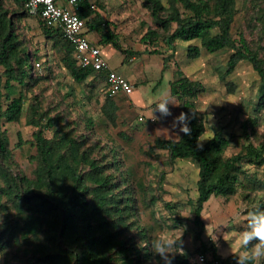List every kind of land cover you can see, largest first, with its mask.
I'll list each match as a JSON object with an SVG mask.
<instances>
[{"label":"rangeland","instance_id":"1","mask_svg":"<svg viewBox=\"0 0 264 264\" xmlns=\"http://www.w3.org/2000/svg\"><path fill=\"white\" fill-rule=\"evenodd\" d=\"M3 1L14 16L23 46L36 59V81L24 90V114L20 122L5 123L3 128L14 155L10 171L14 175L34 177L36 164L31 157L36 150L30 142L37 129L31 124L30 107L35 106L39 114L63 118L66 129L84 136L100 160L111 167L113 161L117 163L110 171L120 179L121 189L130 187L136 191L137 216L131 230L124 229L123 233L134 238L137 247L146 246L139 228H144L151 239L162 232L175 235L183 230L184 256L191 264H195L203 248H215L222 259H231L230 264H236V257L230 251V245L234 246L233 234L243 230L247 211L264 210V164L245 162L237 195L230 199L212 197L204 205L205 230L199 236L194 225L198 165L191 160L173 161L167 152L156 149L154 143L157 138L178 140L184 133L181 131L184 122L176 119L182 113L180 103L172 96L171 89L177 79L176 72L181 69L185 76L202 83L206 89L197 100L206 126L200 145L219 132L230 140L226 157L245 154L250 144L264 145V107L259 106L262 84L253 65L243 61L233 73L227 74L231 49L210 54L200 41L180 40L171 48L165 42L168 33L156 25L148 0H90L94 10L110 23L123 49L105 45L103 55L134 89L133 94H119L114 99L118 111L112 121L103 111L108 96L106 78L93 75L84 83L76 82L62 61L64 51L46 37L39 17H21L22 11L12 0ZM163 4L168 6L167 0ZM236 8L234 37L239 39L243 35L250 48L264 59V0H238ZM149 30L157 36L148 39ZM91 37L98 39L95 35ZM190 46L201 48L200 58H189ZM160 51L165 54L157 53ZM127 72L131 78L125 76ZM41 77L44 79L38 80ZM165 100L170 102L169 115L156 108ZM152 118L156 122H149ZM19 135L22 146L18 145ZM47 136H51L50 132ZM121 178L129 180L126 185H122ZM168 204L173 210L167 208ZM30 223L27 211L19 212L7 200L0 199V264H31L36 259L34 248L47 238L40 231L37 239L29 234ZM225 233L228 235L224 237ZM145 264H164V261L155 254Z\"/></svg>","mask_w":264,"mask_h":264},{"label":"trees","instance_id":"2","mask_svg":"<svg viewBox=\"0 0 264 264\" xmlns=\"http://www.w3.org/2000/svg\"><path fill=\"white\" fill-rule=\"evenodd\" d=\"M26 1L12 0L22 11L21 17L30 16L25 8ZM167 2L168 6L163 4V0L147 2L156 25L168 33L165 42L174 48L179 40L189 43L200 41L201 47L210 54L233 50L227 74L233 73L243 61L251 63L260 76L259 106L264 107V59L250 48L243 35L239 39L233 35L238 0ZM92 6L90 0H83L79 9L75 10L87 20V33L98 37L101 47L111 44L123 50L110 23ZM39 20L46 37L54 40L55 46L64 51L62 61L76 82L84 83L93 75L106 78L104 71L95 72L92 68L80 66L74 59V46L64 38L63 32L46 26L40 17ZM156 36L155 31H148V39ZM157 53L165 54L162 51ZM188 56L200 58L201 48L190 46ZM34 60L20 40L13 14L0 0V199L7 200L19 212L25 210L29 213V234L36 239L39 231L46 235V242L39 241L34 248L36 259L31 264L149 263L155 254L147 231L138 229L146 244L142 248L135 245L134 238L123 233L124 229L127 232L131 230L133 219L137 216L135 189L126 187L122 190L120 179L110 171L117 163L113 161L111 167V164L100 160L84 136L66 129L63 118L39 114L38 109L31 106V124L37 129L30 142L36 150L31 157L36 164L34 177L14 175L10 171L14 155L3 128L5 123L20 122L24 114V90L35 80ZM176 75L177 79L171 87L172 96L177 98L181 112L186 114L184 123H187L189 133L184 132L178 140L157 138L154 147L167 152L173 161L191 160L198 165L194 225L201 236L205 230L202 218L204 205L212 197L230 199L237 195L240 177L245 173V162L264 164V145L256 147L250 144L245 154L226 157L230 140L222 132L200 145L206 126L205 115L198 110L197 100L206 89L202 83L185 76L181 69ZM116 97L108 95L103 107L104 114L112 121L118 111L114 102ZM47 132L51 136L48 137ZM18 145L22 146L20 135ZM128 181L121 178L123 186ZM167 208L173 210L174 207L168 204ZM200 253L211 254L221 264L231 263V259H222L215 248H203ZM172 264L191 263L187 257L179 255L172 259Z\"/></svg>","mask_w":264,"mask_h":264},{"label":"built area","instance_id":"3","mask_svg":"<svg viewBox=\"0 0 264 264\" xmlns=\"http://www.w3.org/2000/svg\"><path fill=\"white\" fill-rule=\"evenodd\" d=\"M82 1L27 0L25 8L30 15L39 16L46 26L58 28L63 32L64 38L74 46V59L80 66L92 68L95 72H106V92L110 97L133 94L131 83L111 68L103 55L102 47L91 41L87 33V20L75 12ZM92 8L94 9V6ZM143 120L141 118V121ZM149 122H156V119H149ZM195 261L197 264H221L208 253L198 254Z\"/></svg>","mask_w":264,"mask_h":264},{"label":"clouds","instance_id":"4","mask_svg":"<svg viewBox=\"0 0 264 264\" xmlns=\"http://www.w3.org/2000/svg\"><path fill=\"white\" fill-rule=\"evenodd\" d=\"M168 103L170 102L166 100L159 103L156 106L157 110L163 115H169ZM176 119L183 123L187 117L185 113H181ZM181 131L189 133L187 123H183ZM225 235L228 234L225 233L224 237ZM233 235L234 246L230 245V251L236 257V264H262L264 262V210L247 211L244 216L243 230ZM182 236L183 230L175 235L166 232L155 235L151 240L153 253L158 255L164 264H172L175 255L184 256L186 254L182 246Z\"/></svg>","mask_w":264,"mask_h":264},{"label":"crops","instance_id":"5","mask_svg":"<svg viewBox=\"0 0 264 264\" xmlns=\"http://www.w3.org/2000/svg\"><path fill=\"white\" fill-rule=\"evenodd\" d=\"M65 4V3H64ZM92 35H90L89 37H90V39H91V41L93 42V43H95V44H98V39L97 38H92L91 37ZM125 74V76L126 77H128V78H131V75L127 72V73H124Z\"/></svg>","mask_w":264,"mask_h":264}]
</instances>
